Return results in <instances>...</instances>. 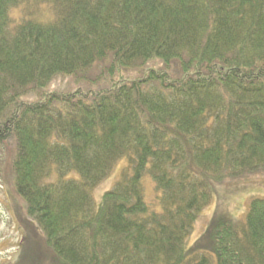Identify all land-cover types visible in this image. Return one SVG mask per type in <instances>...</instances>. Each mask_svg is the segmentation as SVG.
Masks as SVG:
<instances>
[{"label": "trees", "instance_id": "trees-1", "mask_svg": "<svg viewBox=\"0 0 264 264\" xmlns=\"http://www.w3.org/2000/svg\"><path fill=\"white\" fill-rule=\"evenodd\" d=\"M12 139L56 264H264L263 199L213 219L209 252L188 245L218 187L264 170V0H0Z\"/></svg>", "mask_w": 264, "mask_h": 264}, {"label": "rangeland", "instance_id": "rangeland-1", "mask_svg": "<svg viewBox=\"0 0 264 264\" xmlns=\"http://www.w3.org/2000/svg\"><path fill=\"white\" fill-rule=\"evenodd\" d=\"M19 16V12L14 13ZM47 18V17H45ZM56 83V86L65 87ZM15 140L0 146V264H56L53 248L48 244L45 232L36 220L29 217L25 200L19 195L13 182L12 163ZM126 161H121L112 175L93 192L97 205L103 195L114 188ZM72 178L79 174L72 173ZM145 201L159 211L155 184L150 177L144 179ZM253 199L264 200V170L245 174L216 189L212 203L207 206L195 223V230L188 240L189 248L197 247L209 252L208 229L213 219L227 215L234 221L245 220Z\"/></svg>", "mask_w": 264, "mask_h": 264}]
</instances>
